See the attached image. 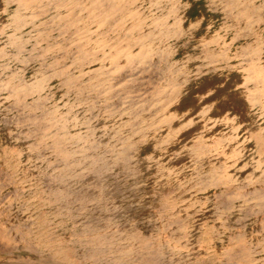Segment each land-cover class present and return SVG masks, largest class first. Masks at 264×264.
<instances>
[{"label":"rangeland","instance_id":"374dc122","mask_svg":"<svg viewBox=\"0 0 264 264\" xmlns=\"http://www.w3.org/2000/svg\"><path fill=\"white\" fill-rule=\"evenodd\" d=\"M0 264H264V0H0Z\"/></svg>","mask_w":264,"mask_h":264},{"label":"bare ground","instance_id":"6f19581e","mask_svg":"<svg viewBox=\"0 0 264 264\" xmlns=\"http://www.w3.org/2000/svg\"><path fill=\"white\" fill-rule=\"evenodd\" d=\"M0 250H2V247H0Z\"/></svg>","mask_w":264,"mask_h":264},{"label":"crops","instance_id":"0c3cea01","mask_svg":"<svg viewBox=\"0 0 264 264\" xmlns=\"http://www.w3.org/2000/svg\"><path fill=\"white\" fill-rule=\"evenodd\" d=\"M1 247V246H0ZM0 251H2V250H0Z\"/></svg>","mask_w":264,"mask_h":264}]
</instances>
